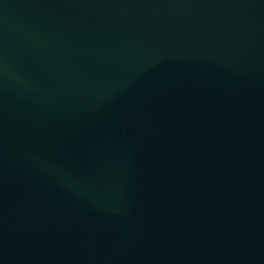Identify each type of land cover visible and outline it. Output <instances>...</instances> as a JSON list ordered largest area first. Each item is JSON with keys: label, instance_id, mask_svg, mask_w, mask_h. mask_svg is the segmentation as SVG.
<instances>
[{"label": "water", "instance_id": "water-1", "mask_svg": "<svg viewBox=\"0 0 264 264\" xmlns=\"http://www.w3.org/2000/svg\"><path fill=\"white\" fill-rule=\"evenodd\" d=\"M0 264H264V0H0Z\"/></svg>", "mask_w": 264, "mask_h": 264}]
</instances>
